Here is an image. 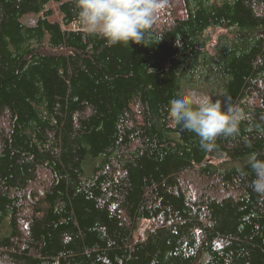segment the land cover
Here are the masks:
<instances>
[{
  "label": "trees",
  "instance_id": "obj_1",
  "mask_svg": "<svg viewBox=\"0 0 264 264\" xmlns=\"http://www.w3.org/2000/svg\"><path fill=\"white\" fill-rule=\"evenodd\" d=\"M182 1L107 46L76 0H0V264H264V0ZM199 88L246 113L237 135L173 125Z\"/></svg>",
  "mask_w": 264,
  "mask_h": 264
},
{
  "label": "clouds",
  "instance_id": "obj_2",
  "mask_svg": "<svg viewBox=\"0 0 264 264\" xmlns=\"http://www.w3.org/2000/svg\"><path fill=\"white\" fill-rule=\"evenodd\" d=\"M167 5L168 0H76L77 27L104 39L107 46L143 43ZM168 115L174 126L195 133L203 147L219 136L237 135L240 123L248 118L240 107L227 102L222 109L219 100L213 101L211 95L197 90L170 99ZM248 167L253 174L250 187L264 197V156L251 152Z\"/></svg>",
  "mask_w": 264,
  "mask_h": 264
},
{
  "label": "rangeland",
  "instance_id": "obj_3",
  "mask_svg": "<svg viewBox=\"0 0 264 264\" xmlns=\"http://www.w3.org/2000/svg\"><path fill=\"white\" fill-rule=\"evenodd\" d=\"M50 6H52V8H53L52 18L59 20L60 15L56 10L55 5L51 4ZM169 8H171V11ZM170 12H171V14H170ZM185 12L186 11L184 9V4H183L182 0H168L167 7L160 13L158 20L154 24L161 26L163 23H166L172 16L177 17V18H183V17H185ZM36 18H38L37 15L27 14L21 19V21L26 23V24H33L35 22ZM73 27H74L73 24H70L67 26L68 29L73 28ZM190 90H197L199 92L207 94V92L203 91V89H201V88H199V89H186L185 92L190 91ZM192 187H194V185H192ZM151 224L152 223L148 220L142 221L139 224L138 230L136 231V237H141L144 233V230L146 228L150 227Z\"/></svg>",
  "mask_w": 264,
  "mask_h": 264
}]
</instances>
